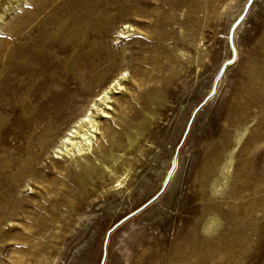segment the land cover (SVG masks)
Returning <instances> with one entry per match:
<instances>
[{
  "label": "rangeland",
  "instance_id": "1",
  "mask_svg": "<svg viewBox=\"0 0 264 264\" xmlns=\"http://www.w3.org/2000/svg\"><path fill=\"white\" fill-rule=\"evenodd\" d=\"M34 1L0 0V264H264V0L233 45L248 0ZM115 80L87 176L56 147Z\"/></svg>",
  "mask_w": 264,
  "mask_h": 264
},
{
  "label": "bare ground",
  "instance_id": "2",
  "mask_svg": "<svg viewBox=\"0 0 264 264\" xmlns=\"http://www.w3.org/2000/svg\"><path fill=\"white\" fill-rule=\"evenodd\" d=\"M34 2H36V1H34ZM37 2H41V4H43V3L45 4L46 0H38ZM37 2H36V4H37ZM46 5L47 4H45V6ZM38 8H39V6L37 7V9ZM8 10H11V8H8ZM41 10H42V12H44L43 8ZM41 10H39V11H41ZM34 12H35V10H34ZM34 12H32V13H34ZM31 15H33V14H31ZM39 15H40V13H39ZM3 17H4V14H1V18H3ZM26 22H28L27 19H26ZM28 25H29V23H28ZM35 26H37V25H35ZM128 27H130V25L125 24V26L121 29V32L124 34L128 33V29H127ZM122 86L123 85H122L120 80H115L114 82H111L109 85H107L106 88L99 94V103H96V102L93 103L95 111L88 109L82 116H80V118L76 121V125L71 127L69 129V132L67 134L63 135V137H61L60 144L58 147H56V152L59 154H62L67 159H69V161H71L73 165L79 166L81 168V170L84 172V175L91 176V173H94V172L98 174L103 170V168L110 170V172L113 175L115 174L112 167L107 165V163L104 162V160H103L104 157L102 159L100 157V155L102 153V149H103L102 148L103 144L106 143V141L108 142L107 139L109 138V135H110L109 133L111 130L110 126L103 125V123L100 119H101V117H108L109 115H111V113L108 111V109L111 108V105H109V102L111 101L110 100L111 99V91L116 90V89H121ZM74 92H76V93L75 94L74 93H68V94L63 93L62 94V97L64 98L63 108H65V106H68L71 104L70 99H72V100L75 99L76 94H78V92H79V89H75ZM97 132L100 134V137L97 136L98 134L96 135ZM242 136H243V134H239L237 136L238 142L241 141ZM97 137H98V139H97ZM95 138H96V141L94 140ZM234 152H235V148H234V150L230 151V154H229L227 161H225L223 163L222 168H220L221 174L223 177L222 178L217 177L213 182V189L216 191H218V189L220 187H224L227 184L226 179L228 177V171H229V169L232 165V162H233ZM111 154H112V152H111ZM104 155H107V154H104ZM114 155L115 154H112L111 157H113ZM114 157H113V159H114ZM180 165H181V159L180 158L178 159V157H177V162L175 165V166H177V169L175 167L176 171L174 170V173H172L173 175H171V179L168 183V190L169 191L178 182ZM94 176H95V174H94ZM166 177H167V174L164 176L163 182L165 181ZM116 181L120 182V180H116ZM175 187L173 189H175ZM216 223H218V222H216ZM210 228H211V226L209 225V223L205 225V230H209Z\"/></svg>",
  "mask_w": 264,
  "mask_h": 264
},
{
  "label": "water",
  "instance_id": "3",
  "mask_svg": "<svg viewBox=\"0 0 264 264\" xmlns=\"http://www.w3.org/2000/svg\"><path fill=\"white\" fill-rule=\"evenodd\" d=\"M254 1L255 0H248L246 2L242 15L232 25L231 30H230V34H229V39H230L231 45H233V42H234V33H235L236 27L238 26V24L240 23V21L245 17V15L248 13V11H249V9H250V7H251V5L253 4ZM236 57H237V53L234 50L233 57L222 64L221 69H220V72H219V74L216 77V80H215V83L213 85V89H212L211 93L202 101V103L193 112V114H192V116H191V118H190V120L188 122L186 131H185V134H184L181 142L179 143V145L176 148V151H175V154H174V158H173L172 166H171V168H170V170H169V172L167 174V177H166L164 183L162 184L161 188L159 189V191L155 195H153L152 198H150L147 202H145L143 205H141L140 207H138L134 211L130 212L126 216H124L121 220H119L116 224H114L112 228H110L108 230L107 235H106V238H105V241H104V255L107 252V245H108V242H109V238H110L111 233L118 226H120L123 222H125L126 220H128L130 217H132L133 215L137 214L138 212H140L141 210H143L145 207H147L148 205H150L151 203H153L154 201H156L166 191V188L168 186V183H169V181L171 179V175L174 172L175 167H176L175 165H176V162H177V157H178L179 149H180L181 145L183 144L186 135L189 132V129H190L191 125H192V122L194 120V117H195L196 113L208 101V99L213 94H215L216 89H217V86H218V82H219L221 76L223 75V73L225 72V70L229 66V64L233 63L236 60Z\"/></svg>",
  "mask_w": 264,
  "mask_h": 264
}]
</instances>
